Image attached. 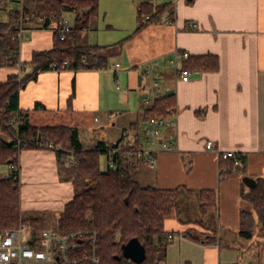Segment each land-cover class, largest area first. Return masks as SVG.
Instances as JSON below:
<instances>
[{
  "label": "crops",
  "instance_id": "1",
  "mask_svg": "<svg viewBox=\"0 0 264 264\" xmlns=\"http://www.w3.org/2000/svg\"><path fill=\"white\" fill-rule=\"evenodd\" d=\"M143 1L147 0H99L88 26L79 32L76 44L110 46L104 50L106 56L110 51H117L111 44L91 39L89 30L112 27L116 23L110 18L113 6L119 11L115 14L119 19L122 11L128 10L139 23L138 6ZM148 1L170 2L174 19L169 20L164 14L133 34L137 23L118 49L120 57L111 62L119 63V67L109 70L118 78V69L129 68V81L132 79V83L144 87L147 74L143 69L149 60L158 59L164 64L162 86L168 88L166 93L175 92L176 111L168 118L174 122L163 126L159 135L160 142L174 143V147L161 149L158 145L160 150L154 163L138 155L125 162L130 175L143 185L180 187L178 210L165 221L166 229L174 236L159 264H234L237 261L264 264V244L257 253L250 242L254 239L247 243L238 237L241 210L249 207L241 197L242 189L250 187L246 177L264 176V0ZM3 3L6 2L1 0L0 10L5 11L7 17L11 11L24 6L32 8L34 0L33 4L20 0L17 9ZM30 23L22 32L23 69L21 65L0 67V82L10 73L23 74L29 70L28 61L35 50L52 47L53 26ZM184 50L190 55L216 54L219 66L215 70L194 72L188 80H183L170 69L169 59L176 51ZM106 61L108 64V59ZM107 67L41 70L21 88L20 106L29 111L33 124L75 126L85 148L107 147V138L117 133L116 121L114 125L108 122V127L102 126V130L95 133L94 123L101 118L94 113L108 112L107 118L114 119L122 102L108 87L112 71ZM148 91L143 95L147 101L134 110L137 120L129 122V126L137 123L143 135L145 128L139 122L140 116L147 120L144 114L155 100L146 98ZM34 115L44 119L34 121ZM126 128H118V140ZM144 140L143 136L142 142ZM208 140L215 143L214 149L206 147ZM228 150L243 153L245 159L240 171L220 178V153ZM5 165L7 170L0 177L10 171ZM18 169L20 206L25 213L47 212L49 220L57 217L73 198L74 180L62 176L55 149L20 150ZM203 189L218 191L217 207L205 214H202L200 199ZM185 231L193 235L215 233L220 243L194 239L184 235Z\"/></svg>",
  "mask_w": 264,
  "mask_h": 264
},
{
  "label": "trees",
  "instance_id": "2",
  "mask_svg": "<svg viewBox=\"0 0 264 264\" xmlns=\"http://www.w3.org/2000/svg\"><path fill=\"white\" fill-rule=\"evenodd\" d=\"M99 0H34L32 8L24 6L13 10L6 18L0 17V67L23 66L20 57L21 28L28 22L32 26H53V45L51 48L35 50L28 61L29 70L21 74L10 73L5 81L0 82V131L7 133V139L0 134V165L18 164L19 151L32 147H51L55 149L60 166H64L66 176L71 173L90 176L91 182L83 186L75 184V193L64 210L56 219L59 232L84 229L96 232L97 255L100 264H159L164 258L167 245L171 241L170 230L166 229V218L178 210L180 187L159 188L143 185L132 177L125 162L129 149L139 148L142 131L138 124L130 126V136L126 143L120 138L112 152L105 146L85 148L77 127L59 125H36L30 121L29 111L19 103L20 90L26 82L36 78L41 70L52 67L53 62L60 66L65 59V68H102L106 66L107 46L100 44L78 45L76 38L85 29L90 17L98 8ZM1 7V0H0ZM75 11L71 28L61 38V28L67 19V11ZM170 2L153 4L143 1L138 6L139 23L133 34L140 31L147 23L157 21L162 15L174 19ZM149 18L142 20L143 16ZM35 21V22H34ZM124 41V40H123ZM123 41H120V49ZM189 69L215 70L219 66L216 54L205 53L190 55L183 60ZM63 68V69H65ZM23 69V67H22ZM61 70V69H59ZM143 85V83H142ZM37 107L41 106L39 104ZM176 111L175 92L170 91L161 98H156L146 109V119L151 117L169 118ZM128 130V129H125ZM16 140V141H13ZM20 142H19V141ZM18 141L19 144H16ZM105 153L113 158L116 166L101 168L100 157ZM245 155L235 152L224 157L220 153V178L242 169ZM187 167L190 164L186 161ZM255 183L242 189L241 197L250 204V209L242 208L240 213L239 240H253L258 233L264 244V176H254ZM127 199V200H126ZM201 211L205 214L218 205L217 189H203L200 194ZM20 220H27L34 233L46 227L47 212L25 213L20 206V185L18 171L11 169L8 177H0V234L6 229L16 227ZM184 235L208 243H220L215 233L193 235L190 231ZM138 237L144 244L146 256L140 262L124 256L122 245L130 238ZM222 244V243H221ZM234 264H244L237 261Z\"/></svg>",
  "mask_w": 264,
  "mask_h": 264
},
{
  "label": "built area",
  "instance_id": "3",
  "mask_svg": "<svg viewBox=\"0 0 264 264\" xmlns=\"http://www.w3.org/2000/svg\"><path fill=\"white\" fill-rule=\"evenodd\" d=\"M149 18V15L143 16L142 20ZM193 25H195L193 23ZM71 28L68 19L64 20L61 28V38L65 37V31ZM24 27L20 30L22 32ZM190 56L187 50L176 51L175 56L169 59V67L173 69L181 79L188 80L192 73L198 72V69H189L184 67V59ZM68 64L65 59L59 66L57 62L52 63L54 69H63ZM119 63L111 64L110 68H118ZM164 64L158 59H151L145 65L143 72L150 77V90L147 99L161 98L166 94L168 88L162 86L161 70ZM116 88H121L119 80L116 82ZM150 123L144 129L145 140L139 148L129 149L127 158L134 154L145 156L151 163L155 162V155L161 149H171L174 143L159 141L160 128L173 119L165 117H151L147 119ZM158 135V136H157ZM130 137V130H124L121 143H126ZM16 141V140H13ZM19 141V140H18ZM17 141L16 144H19ZM20 142V141H19ZM160 145V148L159 146ZM208 149H214L215 143L211 140L206 142ZM112 152L118 148H110ZM235 151L228 150L222 152L224 157L231 156ZM110 166H116L113 158L108 159ZM8 167L18 171V165L8 164ZM9 172L4 177H8ZM170 237L174 234L170 233ZM0 264H100V258L97 255L96 232H89L84 229L69 230L59 232L54 228H44L38 233H34L31 225L25 221L20 222L16 227L8 228L0 234Z\"/></svg>",
  "mask_w": 264,
  "mask_h": 264
},
{
  "label": "rangeland",
  "instance_id": "4",
  "mask_svg": "<svg viewBox=\"0 0 264 264\" xmlns=\"http://www.w3.org/2000/svg\"><path fill=\"white\" fill-rule=\"evenodd\" d=\"M4 1L6 3H3V5L7 4V7L11 8V9H17L20 6V0H4ZM25 1H27V0H25ZM29 2H31L33 4V0H29ZM110 10H111L110 18L112 20H116V21H114L116 23H114V25H112V27H110L108 29L89 30L91 39H94V40L98 39L96 41L101 42V43L111 44V45H113V47H111V48H114L117 50V51L108 52L107 59H108L109 63L106 64L108 66L107 67L108 70L111 69L110 68L111 62L116 61L120 57V54H119L120 52L118 51L120 41H123L132 32L133 28H135L134 26L137 25V23H138L137 21H135V17L133 15L132 11L130 13L128 10H123L122 11V17H121V19H119L118 16L115 15V14L119 13V11H117L115 6L110 7ZM4 12L5 11L0 10V17L6 18V14ZM74 16H75V11L69 10L66 12V17L72 19L71 21H73ZM151 22H149V23H151ZM109 47L110 46H108L107 49H109ZM107 49H106V51H107ZM109 71H112V70H109ZM127 71H129V68L118 69L117 70L118 78L114 77L113 71L110 72L111 81H110L108 87L119 97L118 100H121L122 102H126L125 104L121 102L120 107H117V112L114 113V119H108L107 118L108 112H104V113L96 112V113H94L96 116L101 118V121H96L94 123L95 124V133H99L104 126L108 127L106 125L108 122L110 124H113V121L114 120L116 121V130L115 131L117 133L115 135H112L110 138H107V141H108L107 148H112L113 145L118 142L117 136L120 133V132L118 133V131H117L118 128H119V130H121L124 126H126L127 127L126 129L130 130V126H129L130 120H137L136 119L137 116L135 117L134 110L137 109V107L141 108L144 105V103L147 101L143 98V95L149 90V84H150L149 77L147 75H145L144 76L145 86L139 87L137 85V83H132V79H131V82L129 81L128 76H127ZM117 80H119L120 86H121V88H119V89L116 88ZM111 115H113V114H111ZM37 118L44 119L43 116L42 117H39V116L36 117L34 115L32 120L37 121L38 120ZM133 118H135V119H133ZM106 119H107V121H106ZM139 122H141L140 124H141V126H143L142 128H145L146 125L150 124L147 120L143 119V116H140ZM162 127L160 128V130H162ZM0 134L4 138L6 137L7 139H9V137H10L7 133H5L3 131H0ZM158 135H161V131L159 132ZM142 138H143V136H142ZM144 138H145V135H144ZM100 165H101L102 169H105L108 167V158H107V155L105 153L101 154ZM6 170H7V168H6L5 164L0 165V176L3 175L6 172ZM60 170H61L62 176H66L65 175L66 171L64 170V166L61 165ZM18 171H19V169H18ZM65 178L68 179L67 177H65ZM69 179H73L74 183L76 185L79 184V186H83L85 181L91 182L90 176L79 175L75 172L71 173V177ZM142 182H144V181L142 180ZM245 202H247V201H245ZM248 205H249V207L247 209H250L251 206L249 203H248ZM60 214L61 213H58L57 217ZM57 217L56 216L51 217L47 221L45 228L50 227V228L57 229L56 228ZM22 221H25V220H20V222H22ZM20 222H19V224H20ZM25 222L30 224V222L27 220ZM31 228H32V226H31ZM246 242L248 243V241H246ZM250 242H252L251 244H252V247L254 248L255 252L258 253L262 247V241H261L260 235L257 233L254 237V240L250 241Z\"/></svg>",
  "mask_w": 264,
  "mask_h": 264
},
{
  "label": "water",
  "instance_id": "5",
  "mask_svg": "<svg viewBox=\"0 0 264 264\" xmlns=\"http://www.w3.org/2000/svg\"><path fill=\"white\" fill-rule=\"evenodd\" d=\"M139 84H141V75H139ZM246 181L250 186L255 183V180L251 177H246ZM122 250L124 256L131 258L138 263H140L146 256L145 246L138 237L130 238L126 243L122 245Z\"/></svg>",
  "mask_w": 264,
  "mask_h": 264
}]
</instances>
